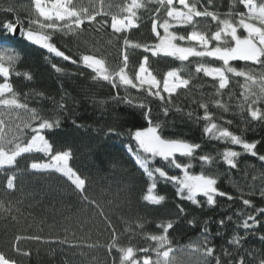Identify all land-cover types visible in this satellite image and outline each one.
<instances>
[{"label": "trees", "instance_id": "trees-1", "mask_svg": "<svg viewBox=\"0 0 264 264\" xmlns=\"http://www.w3.org/2000/svg\"><path fill=\"white\" fill-rule=\"evenodd\" d=\"M82 2L87 4L88 0ZM143 2L145 7L137 10L140 26L129 31L127 36L133 42L153 43L151 22L159 5L155 0ZM109 3L115 13L119 10L117 5L123 7L130 0H105L106 5ZM197 6L200 10L208 7L210 11L218 12L222 19L228 18L224 14L230 11H244L238 0H212L211 6L206 0H201ZM8 7H13L15 12L9 14L4 11ZM32 14L31 0H0V24L13 20L15 15L25 19ZM157 16L162 22L163 10ZM108 19L109 26L102 29L97 25H86L78 35L55 33L53 42L77 63L55 56L21 34L12 38L0 27V48L10 49L18 56L10 78L15 92L22 103L36 109L42 118L59 121L58 126L45 129L43 135L56 151L71 150L70 165L86 179L88 198L95 201V205L84 202L60 173L32 170L30 164L34 160L47 161L48 157L42 153L24 154L17 158L14 167L0 170V201L5 208H12L11 212L0 211V251L15 259L17 264H119L116 250H108L112 232L105 223L107 217L115 227L120 245L137 248L154 247L155 242L145 237L160 234L157 225L171 221L174 227L168 236L172 247L177 249L174 252L176 264H198L202 257L199 253L190 252L188 246L200 244L205 239V228L210 245L216 248V255L222 256V251L227 250L235 257L239 252L245 256L247 264H257L264 258V241L259 238L264 235V226L245 233L240 225L246 215H259L246 208L242 198L251 199L257 209L264 208V199L260 196L264 191V163L245 153L239 145L210 138L203 131L205 122L198 119L203 116L199 103H209V111L218 124L249 142L259 141L257 151L264 154V121H251L247 105L243 114L237 107L245 90L244 78L229 74L228 89L217 95L211 78L203 73L196 74L195 67L198 63L220 67L222 62L198 57H190L183 62L172 57H152L141 48L128 50L133 70L144 55H149L150 67L159 79L168 70L181 68L185 78L192 77L189 88L178 90L168 104L137 89L113 88L107 81L95 79V73L79 62L83 54H97L105 57L110 67L119 64L123 37L113 35L110 17ZM195 19L199 29L216 30V23L211 18ZM27 27L25 23L23 28ZM175 30L186 34L192 29ZM241 34H244L243 30ZM53 64L61 71H56ZM232 66L245 70L257 67L243 61H233ZM16 72L20 75H15ZM24 74H29L31 79ZM217 99L228 106V111L215 106ZM141 103L151 108V115L160 124L163 136L201 145L194 159L179 156L178 159L182 163L190 162L193 174L203 170L205 174L214 175L220 191L233 199L217 196L216 204L210 206L205 197L198 195V206L187 200L184 193L178 195L175 184L158 178L155 192L163 195L164 201L152 204L144 200L152 181L127 150L128 145L135 148L131 133L137 128L147 127L146 109L136 106ZM18 112L21 117L24 114L29 117V113L23 110ZM226 121H232L231 125ZM25 132L30 138V129ZM227 148L241 153L235 169L222 160L221 154ZM205 154L214 158L212 164L199 161V156ZM152 166L163 167L165 162L157 157ZM166 170L169 175L180 176L182 172L170 167ZM13 172L18 173L16 188L6 190L7 176ZM260 219L264 220V216ZM140 224L142 229L138 226ZM236 233L247 237L239 249L228 243ZM33 236L40 239H29ZM17 247L19 251H16ZM152 255L155 259V254ZM222 259L224 264H230L232 258L222 256Z\"/></svg>", "mask_w": 264, "mask_h": 264}, {"label": "snow or ice", "instance_id": "snow-or-ice-1", "mask_svg": "<svg viewBox=\"0 0 264 264\" xmlns=\"http://www.w3.org/2000/svg\"><path fill=\"white\" fill-rule=\"evenodd\" d=\"M206 2L211 6L212 0H206ZM155 3L159 7L153 13L151 22V33L155 41L153 43L133 42L127 36L129 31L138 29L140 26L137 10L145 7L143 0H130V3L123 7L117 5L119 10L115 13L111 11L113 5L111 3L106 5L105 0H88L87 4H84L82 0H31L32 15L25 19L15 15L13 20L3 21L0 27L8 35H15L19 30L20 34L31 43L64 60H72L53 42L55 33L78 35L86 25H97L102 29L109 26L108 17H110L113 35L123 37L121 59L119 64L113 68L107 64L103 56L81 55L79 62L95 73V79L107 81L113 88L137 89L146 93L147 96L158 98L162 103L168 104L178 90L189 88L192 77L185 78L181 74L183 69L172 68L163 74L162 79H159L150 67L149 55H144L138 67L133 70L128 50L142 48L152 57H172L181 62L188 61L190 57L210 58L213 62H222L221 66L216 67L212 63H198L195 73H203L205 77L211 78L217 95L228 89L229 74L243 77L246 82L245 90L241 93L242 100L237 107L243 114L245 105H247L246 111L251 121H264V0H238L244 11H230L224 14L228 18L223 19L221 14L210 11L208 7L200 10L197 5L201 3V0H193V2L190 0H155ZM162 10L164 19L161 22L157 14ZM4 11L11 14L15 12V9L8 7ZM195 18H211L216 23V30L209 32L199 29ZM25 23L28 25L27 29L23 28ZM187 27H191L192 30L187 31L186 34L175 30ZM241 30L244 34H241ZM17 59L18 56L12 50L0 48V78H2L0 109H3L0 110V170L14 167L17 164V158L24 154L42 153L48 157L47 161L34 160L30 164L32 170L60 173L80 194L84 202L95 205V201L88 198L86 179L70 165L71 150L56 151L53 144L43 135L45 129L58 126L59 121L42 118L36 109H30L27 103H22L19 94L15 92L10 78L14 73ZM233 61L251 63L257 67L248 70L237 69L232 66ZM72 62L77 63L76 60ZM52 67L58 72L61 71L55 64ZM133 71L134 74H130ZM15 75L19 76L20 73L16 72ZM24 75L31 79L29 74ZM126 102L131 103V100ZM136 106L146 109L144 117L147 127L137 128L131 133L135 148L128 145L127 150L133 155L139 168L152 181L147 189V195L144 196L145 201L152 204H160L164 201L165 197L155 192L158 178L175 184L178 195L186 192V199L198 206L200 205L198 195L205 197L206 203L210 206L216 204L217 196L233 199L227 193L220 191L214 175L205 174L203 170L199 174H193L190 171L191 163H182L178 159V156L189 158V160L194 159L197 150L201 149L199 143L181 138H166L161 134L160 124L152 117L151 108L143 103ZM215 106L228 111V106L219 99L215 101ZM199 107L203 109V116L198 119L205 122L203 131L206 135L216 140L230 142L232 145H239L245 153L264 163V154H259L257 151L259 141L249 142L241 135L230 131L228 127L218 124L213 113L209 111V103H199ZM18 110L29 113V117L22 123L14 124L11 113ZM164 111L167 112L166 107ZM6 116L8 119H5ZM16 119L20 117L17 116ZM33 122H35L34 127ZM225 123L231 125L232 121ZM26 129L31 131L30 138L26 136ZM240 155V152L231 148L225 149L221 154L223 162L233 169L237 167V158ZM157 157L165 162V166H152ZM199 161L202 164H212L214 158L205 154L199 156ZM166 167L179 169L183 174L181 176L169 175ZM17 175L18 173L13 172L7 176L6 190H15ZM260 196L264 199V191L260 192ZM242 203L246 208H251L253 213L259 214H248L242 220L240 226L245 233L264 226V220L260 219L264 216V208L257 209L251 199L242 198ZM0 211L11 212L12 208L11 206L5 208L4 203L0 201ZM101 214L103 215L102 212ZM240 215L244 214L240 213ZM105 223L112 232V242L108 245V250L109 252L116 250L119 254V264H176L174 252L177 249L172 247L168 236L169 231L174 227L171 221L157 225L160 234L145 237L155 242L154 247L148 248L121 246L115 227L107 217H105ZM220 224L223 225L224 221L221 220ZM138 226L143 228L142 224ZM204 234L205 239L200 244L188 246L190 252L199 253L202 257L198 264H212V261L214 264H224L222 256L231 257L230 264H247L245 256L240 255L239 252L235 257L227 250L222 251V256L216 255V248L211 246L207 239V228ZM246 238L236 233L228 243L239 249ZM259 238L264 241V235ZM19 239L20 237H17V240ZM29 239L39 240L40 237L33 236ZM179 250L183 251V249ZM16 251H19L18 247ZM138 254H140L139 258ZM0 264H17V261L0 251ZM257 264H264V258L259 259Z\"/></svg>", "mask_w": 264, "mask_h": 264}, {"label": "rangeland", "instance_id": "rangeland-1", "mask_svg": "<svg viewBox=\"0 0 264 264\" xmlns=\"http://www.w3.org/2000/svg\"><path fill=\"white\" fill-rule=\"evenodd\" d=\"M0 110H3V109H0ZM18 114H19L18 111H14V112L11 113V117H12V119H13V123H14V124H15V123H22V121L28 119V116H26L25 114L23 115V117H21V114H19V115H18ZM17 116H19L20 119H16ZM5 119H8V117L6 116ZM182 174H183V173L181 172L180 176H181ZM184 195L187 196V193L185 192Z\"/></svg>", "mask_w": 264, "mask_h": 264}, {"label": "water", "instance_id": "water-1", "mask_svg": "<svg viewBox=\"0 0 264 264\" xmlns=\"http://www.w3.org/2000/svg\"><path fill=\"white\" fill-rule=\"evenodd\" d=\"M19 35H20V32L18 30V32L15 35H11V36H12V38H17V37H19Z\"/></svg>", "mask_w": 264, "mask_h": 264}]
</instances>
